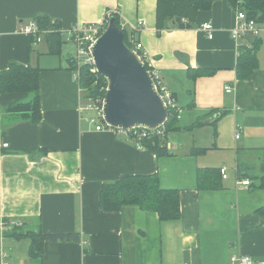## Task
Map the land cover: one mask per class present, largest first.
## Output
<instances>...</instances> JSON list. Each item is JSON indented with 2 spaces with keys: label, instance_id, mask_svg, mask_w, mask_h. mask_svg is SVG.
<instances>
[{
  "label": "crops",
  "instance_id": "obj_1",
  "mask_svg": "<svg viewBox=\"0 0 264 264\" xmlns=\"http://www.w3.org/2000/svg\"><path fill=\"white\" fill-rule=\"evenodd\" d=\"M156 7L157 0H0V71L10 63L40 68L38 121L6 112L28 93H0V118H7L0 124V264H229L234 254L264 264V213L258 211L264 188L256 178L264 174V23L257 37L235 40V10L214 0L197 13L195 27L169 25L158 33ZM110 12L143 44L149 66L176 98L177 125L187 136L169 144L166 137L167 155L137 147L115 130H96L79 110L83 91L70 69L69 30ZM39 17L58 27L54 51L48 36L55 31L36 42L21 30ZM204 23L213 26L211 38ZM255 38L258 67L240 80L239 46L250 47ZM194 148L206 150L195 154ZM200 168L219 169L213 186L199 185ZM147 174H158L161 188L180 191L178 219L160 220L133 205L100 208L104 182ZM245 178L249 185L237 184ZM38 230L78 232L80 239H45L41 254L32 255L26 232Z\"/></svg>",
  "mask_w": 264,
  "mask_h": 264
},
{
  "label": "trees",
  "instance_id": "obj_2",
  "mask_svg": "<svg viewBox=\"0 0 264 264\" xmlns=\"http://www.w3.org/2000/svg\"><path fill=\"white\" fill-rule=\"evenodd\" d=\"M214 0H157L156 7V27L157 32L172 26L179 29H189L196 26L197 13L201 10L210 9ZM231 7L245 12L248 19H254L258 23H264V0H227ZM110 18L114 19V24L123 31L124 41L130 48L136 40L132 32H129L121 24L117 12L108 13L103 22L106 26ZM35 21L40 28L56 29L55 33L48 36L51 40V51L58 48L60 44L58 27L46 18H36ZM169 21L171 24H169ZM34 39L30 35V40ZM257 38L251 41L250 47H240L236 64V76L240 80L251 78L254 70L258 67L257 50L259 45ZM146 68L151 71V67L145 62ZM70 69H75L73 57L70 58ZM39 67L10 63L7 69L0 71V93L4 92H26L29 98L26 101L18 102L6 108L8 115L36 122L40 119V95H39ZM78 84L83 91V98L97 97L103 98L106 92V79L98 72H93L90 65L79 67ZM1 119V118H0ZM176 111L169 110L168 118L165 122V133L153 135L142 142L148 149L157 156L168 154L165 144L167 134L179 128L177 125ZM1 124V121H0ZM196 122L195 126L200 125ZM192 128V127H188ZM195 149V150H194ZM195 154L205 151V148H194ZM219 169L200 168L197 171L199 185L207 181L208 186H213ZM211 174L212 179L206 175ZM258 185L264 188V174L256 177ZM211 182V183H210ZM100 208L104 211H119L125 205H133L141 210L153 211L157 213L160 220H176L181 215L180 191L178 189L161 188L158 174L147 175H126L111 182H104L100 190ZM264 213V207L258 209ZM17 228V227H16ZM19 233V232H18ZM22 233V232H21ZM20 234V233H19ZM31 238L30 253L32 255L41 254L43 240L52 241H78V232L61 234H44L38 230L36 232H26Z\"/></svg>",
  "mask_w": 264,
  "mask_h": 264
},
{
  "label": "water",
  "instance_id": "obj_3",
  "mask_svg": "<svg viewBox=\"0 0 264 264\" xmlns=\"http://www.w3.org/2000/svg\"><path fill=\"white\" fill-rule=\"evenodd\" d=\"M96 71L106 79L103 120L113 128H156L166 122L167 108L145 64L124 41L110 18L92 47Z\"/></svg>",
  "mask_w": 264,
  "mask_h": 264
},
{
  "label": "built area",
  "instance_id": "obj_4",
  "mask_svg": "<svg viewBox=\"0 0 264 264\" xmlns=\"http://www.w3.org/2000/svg\"><path fill=\"white\" fill-rule=\"evenodd\" d=\"M235 19L236 23L234 27L231 29V35L235 40H238L244 36L251 35L253 37H257L260 30L261 24H259L254 19H248L245 12L241 9H235ZM106 26L103 25V22L99 23H88L82 25H75L69 30V41L74 46V55L73 61L75 69L73 70V77L76 81H78L79 75V67L81 65H90L91 70L94 72L96 71L94 65V59L92 55V47L97 41L100 34L103 32ZM201 28L207 32L208 37H212L213 26L211 23H204L201 25ZM21 30L28 34L29 36H33L36 42L41 41L42 35L46 33H51L55 31L52 28H40L37 22L34 19L28 20L26 23L21 25ZM134 53L139 57V59L145 64L148 63L147 61V53L143 49V44L140 41L135 40L133 43V47L131 48ZM149 71V70H148ZM151 77L153 79V83L155 86L156 91L160 95L161 99L165 107L167 108V112L169 110L176 111V118H180V109L177 105L176 98L172 94V92L163 84L160 75L156 70L151 67V71H149ZM107 88V87H106ZM226 92H231L232 87L226 85L225 87ZM83 98V102L80 105V112L87 113L89 111L95 112V117H90V121L95 124L96 130H104L110 129L115 130L119 133H123L128 136L129 139H132L137 147H145L142 140L148 139L153 135H160L162 136L165 133V123L157 126L156 128H147V127H133L128 129H120V128H113L107 125L103 120V98ZM87 100H91L93 103H89ZM168 118V117H167ZM167 121V120H166ZM240 135V127L236 128L235 131V138H238ZM7 143H3L2 147H6ZM220 173L223 178L226 177V168L221 167ZM237 184L247 186L250 184L248 178L239 179ZM18 225V223H14ZM6 264H15V263H6ZM229 264H253L252 259L248 255L244 254H234L230 257Z\"/></svg>",
  "mask_w": 264,
  "mask_h": 264
},
{
  "label": "rangeland",
  "instance_id": "obj_5",
  "mask_svg": "<svg viewBox=\"0 0 264 264\" xmlns=\"http://www.w3.org/2000/svg\"><path fill=\"white\" fill-rule=\"evenodd\" d=\"M70 48V47H69ZM70 52L73 53V49H69ZM86 100V99H85ZM89 103H93L91 100H87ZM90 116L91 118L92 117H95V112L94 111H89L86 113L85 116ZM6 119L5 116L1 117V122H5L6 123ZM8 121V120H7ZM178 123V122H177ZM179 124V123H178ZM181 130H186V129H181L180 127L174 131H171L167 134V141H168V144L169 142L171 141L172 142V139L174 140H177L178 137L181 138L182 140H185L186 139V136H187V133L186 132H180ZM170 142V143H171ZM226 168V167H225Z\"/></svg>",
  "mask_w": 264,
  "mask_h": 264
}]
</instances>
